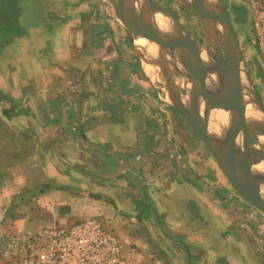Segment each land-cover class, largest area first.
<instances>
[{
  "label": "crops",
  "instance_id": "obj_1",
  "mask_svg": "<svg viewBox=\"0 0 264 264\" xmlns=\"http://www.w3.org/2000/svg\"><path fill=\"white\" fill-rule=\"evenodd\" d=\"M150 1L192 33L193 6L184 22L171 0ZM251 1L218 6L240 50L237 99L245 81L264 117L241 48ZM129 2L0 0V258L19 235L91 220L113 233L117 264H264V227L234 216L216 159L171 101L166 111L147 92L144 38L117 17ZM224 44L212 59L220 76Z\"/></svg>",
  "mask_w": 264,
  "mask_h": 264
},
{
  "label": "water",
  "instance_id": "obj_2",
  "mask_svg": "<svg viewBox=\"0 0 264 264\" xmlns=\"http://www.w3.org/2000/svg\"><path fill=\"white\" fill-rule=\"evenodd\" d=\"M128 1H130V8L137 7L138 3L140 2V14H137V17L132 19L128 15H122V13L118 11V5H115L117 8V17L131 35V39H133V37L139 36L150 41L159 48L158 56L159 63H161L160 65L163 64V66L167 69L165 64L167 61L163 58V54L167 51H170V49H168L166 37L162 36L154 28L152 18L155 14H160L166 17L171 24L172 30L178 35H183L182 33H184L187 40L190 42V45L193 46L198 52L199 57L194 62V65L189 64L185 59H181V63L182 67L187 66V68L191 71V75L194 77L191 79V81L194 82L197 80L202 86V94L204 93L203 99L205 96V110L203 113V120L200 117L199 108L190 102L189 104L184 103V97L181 95L178 88L170 86L171 76L167 71L166 79L169 81L168 86L169 93L172 96V102L185 117L193 132L201 139L208 151L216 159L220 169L232 187L252 205L264 212V199L261 195L260 185H255V192L248 190L242 182L243 177L251 173L255 165H264V153L262 151V142L260 139L261 132L259 130V127L264 125V117L259 119L260 123L257 121H249L246 118V113L243 107L239 106L238 104L235 84L237 77L235 76L237 71H239L238 67L241 59L240 50L231 31L228 18L223 13V10H221L220 6H218V0H215L217 2L216 14H213V12L210 10L207 0H188L194 7L198 17L201 20V23L203 24V27L208 29L209 46L207 49H203L195 41L196 38L193 36V34L181 26L175 15L172 13L163 11L160 6L152 3L150 0ZM213 15L216 16L217 20H219V24L222 23V25L225 27V33L217 28L218 23L217 21L216 24L214 23ZM219 34L221 39L218 38ZM225 34L231 38V41L228 39L225 42ZM223 42L225 43V54L227 55L228 53L233 56L232 58L234 59V63L229 69H221L225 75L220 76L213 67L212 59L219 49V44ZM209 75H217V83L215 82L217 91H212L208 88ZM232 75L233 77H231ZM219 98L222 100V104L218 106L217 99ZM217 108L229 113L230 115L229 127L227 130H225V134L223 137H221L220 142H217L211 138L208 132L211 114ZM233 138H240L243 143L248 144L251 158L239 160L234 157L231 150ZM261 180L264 183V173H262Z\"/></svg>",
  "mask_w": 264,
  "mask_h": 264
},
{
  "label": "rangeland",
  "instance_id": "obj_3",
  "mask_svg": "<svg viewBox=\"0 0 264 264\" xmlns=\"http://www.w3.org/2000/svg\"><path fill=\"white\" fill-rule=\"evenodd\" d=\"M166 1H168L170 3V0H166ZM171 1H172V4H174V6L178 8L177 10L180 14L181 21L186 22L187 16H191V14H189L188 12H190L191 10L194 11L191 3L188 0L187 1H185V0H171ZM248 7L249 8H247L248 9L247 18L244 17V18H246L245 19V26L243 29L240 30V35H241V40H242L241 41V48L243 51V57L246 58L244 65L249 70L250 76L253 77L254 88L259 93V97H260V95L264 92V80L260 79L261 78L260 76L262 75V73H264V66H262L260 68L259 66L256 67L254 64L261 63V61L263 59L262 55H264V54L261 55V53H260L261 51L259 49L260 44H262L261 40H263L264 38L260 39L259 34L257 32V31L260 32V36H264V34H262V33H264V0H253L250 2V5H248ZM187 8H188V10H187ZM183 10H185L186 13ZM211 11L214 14L217 13L216 4H215V8ZM230 14H231V17L233 19L232 13H230ZM192 16L194 18L192 20L189 19L186 23H188L189 28H191L193 36L196 39H198L197 42L201 43V46L204 47L205 45H208V41H209L208 29L206 27H203V24L201 23L200 18L198 17L196 11L194 12V14H192ZM238 16H239L238 18L241 19V18H243L242 16H245V13L242 14V12H241ZM216 21L218 23L217 28H219L221 30H225V27L222 25V23L219 24V20H217V19H216ZM236 22H238V21H236ZM133 39H134V37H133ZM200 39H201V41H199ZM146 41H148V40H146ZM205 49H207V48L205 47ZM158 52H159V48L157 51V55H158ZM262 62L264 65V60ZM156 63L158 66L156 68L158 69V74H159L161 79L157 83L151 82L154 84V86H152L153 88L149 87L146 89H147V92L148 91L150 92V94L152 93L151 89H153L156 92V94L159 95L158 96L159 101L162 102L161 103L162 107H164V109H165V107H167L165 105V103L168 102L169 105H171L170 101L172 102L171 97H170V93H169V86H168L169 81H167V79H166L167 70L163 66V64L160 65L161 63H159V57H157ZM165 64H167V62ZM175 70H177V69H175ZM146 75L148 77V80L150 79V77H152V74L146 73ZM173 79H174V77H173ZM183 81H184V83L182 85H175L173 80H172V76H171L170 86L178 88L179 92L181 93V95L183 97H185V96L188 97V93H189L188 91H190L189 90L190 81H188V83L185 82L186 81L185 76H183ZM186 86H188L187 89H186ZM152 96L153 95H151L150 97H152ZM152 99H153V97H152ZM172 104L174 105L173 102H172ZM165 110L167 111V109H165ZM164 115L166 117V114H164ZM177 116H178L179 121L185 122L188 125L187 120L185 119V117L182 114L179 113ZM173 134L174 135L177 134L178 136H181V133L179 130L175 131ZM209 154L211 156V159H214L210 152H209ZM216 165L218 166L217 163H216ZM221 177L225 181V184H226L227 189H228L226 191V194H223V191L221 190L222 198L225 201H230V202H234V203L238 204L237 206H234L235 208H233L234 214H235L234 216L237 219L242 218L245 221H248L250 219H252V220L257 219L258 226H259L258 228H260V226L264 227V221H263L264 212L259 210L258 208H256L249 201H247L244 197H242L232 187V185L230 184L228 179L225 177L222 170H221ZM229 189H230V192H229ZM82 222H83V220H78V221H75L74 224L77 225V224H80ZM74 224H70V225L68 224L65 226H61L59 228H58V226H56V228H53L50 231L57 232L56 229H64V230L68 231L70 228L75 226ZM104 229L106 230V232L108 234L113 235V233L110 230H108L107 226H104ZM41 235L42 234H35L33 236L19 235L18 240H16L12 244V246L8 245L6 247V251L8 252V254L12 251V256L9 255L10 257L0 258V264H58V261L61 260L58 252L55 251V249H54V250L50 251V254L48 255L49 244L51 241L48 240L47 237H44L42 239ZM9 248H11V249L9 250ZM42 255H48V256L43 257Z\"/></svg>",
  "mask_w": 264,
  "mask_h": 264
},
{
  "label": "bare ground",
  "instance_id": "obj_4",
  "mask_svg": "<svg viewBox=\"0 0 264 264\" xmlns=\"http://www.w3.org/2000/svg\"><path fill=\"white\" fill-rule=\"evenodd\" d=\"M207 4L209 5L210 10H213L215 8V4L217 6V2L215 0H207ZM127 15L130 18H136L137 17V9L130 8L127 12ZM213 21L216 24V16L213 15ZM154 28L162 35L165 36L168 43V49L170 51H167L164 53L163 58L167 61V71L169 72L170 76H172V80L175 85H182L184 83L183 76H185L186 81H190V87H189V94L185 96L184 103H192L195 104L200 112L203 114L205 110V96L203 99V90L202 86L199 81L195 80L194 82L191 81L192 75L191 71L186 67H182L181 59H185L189 64L194 65V62L196 59H198L199 55L196 49L190 45V42L187 40L186 37L182 35H175L171 28L170 22L162 15L155 14L152 19ZM136 44L138 46H141L142 49H145L146 55V70L149 74H152V82H158L161 78L158 74V69L156 67V59H157V51L158 47L149 42L145 39H139L136 41ZM204 52V51H202ZM221 56V69L226 70L229 69L230 66L234 63V59L230 54L227 53H218V57ZM224 60V61H222ZM177 69V70H175ZM179 70V71H178ZM174 77V79H173ZM215 82L217 83V75H209L208 76V88L212 91H217ZM188 86H186L187 89ZM252 95L250 94V91L247 89V85L245 81L240 80L239 86H238V100L241 105L246 107V118L249 121H257L260 123L259 119H261V115L259 112L254 108ZM218 106L222 104V100L217 99ZM229 121H230V115L227 112H224L220 110L219 108L215 109L210 117L208 132L211 138L216 140L217 142L221 141V137L224 136L225 130L229 127ZM261 125V124H260ZM259 125V126H260ZM259 130L261 132V140L263 143L264 148V125H261L259 127ZM221 144V143H219ZM247 143H243L240 138H233L232 144H231V150L236 159L243 160V159H249L250 151L248 148ZM264 171V165L259 164L255 165L253 167V171L249 173L247 176L243 177L242 182L243 185L248 190L255 191L256 188L255 185H260L261 187V195L264 199V183L261 180L262 173Z\"/></svg>",
  "mask_w": 264,
  "mask_h": 264
},
{
  "label": "built area",
  "instance_id": "obj_5",
  "mask_svg": "<svg viewBox=\"0 0 264 264\" xmlns=\"http://www.w3.org/2000/svg\"><path fill=\"white\" fill-rule=\"evenodd\" d=\"M262 41V40H261ZM50 240L49 253L58 252V264H117L119 245L95 221H84L69 231H44ZM48 255H42L43 257Z\"/></svg>",
  "mask_w": 264,
  "mask_h": 264
}]
</instances>
